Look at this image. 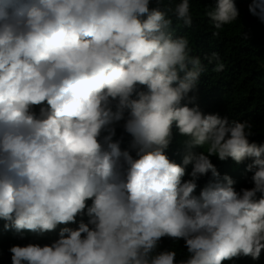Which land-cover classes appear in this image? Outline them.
I'll return each mask as SVG.
<instances>
[{
    "label": "clouds",
    "instance_id": "clouds-1",
    "mask_svg": "<svg viewBox=\"0 0 264 264\" xmlns=\"http://www.w3.org/2000/svg\"><path fill=\"white\" fill-rule=\"evenodd\" d=\"M240 5L264 48V0ZM204 15L218 37L240 13ZM174 22L190 0H0V220L37 242L11 264H264V143L199 106L225 65Z\"/></svg>",
    "mask_w": 264,
    "mask_h": 264
},
{
    "label": "trees",
    "instance_id": "trees-1",
    "mask_svg": "<svg viewBox=\"0 0 264 264\" xmlns=\"http://www.w3.org/2000/svg\"><path fill=\"white\" fill-rule=\"evenodd\" d=\"M214 2L215 0H190L193 13L192 28H184L182 23L176 22L173 25L176 34H187L193 55L203 57L205 54L218 52L225 65L222 72H214L212 69L215 65H208L201 77L197 102L205 112L249 121L253 124L252 130L256 134L250 139L264 143V48L259 42L258 32L253 29V20L240 5L241 0H236L240 13L238 20L226 25L220 36H213L214 29L204 12ZM122 135L124 139L121 147L127 148L131 138L117 127L115 138L119 139ZM175 145L173 143L171 148ZM252 186L253 184H250L247 188ZM3 224L4 221L0 220V264H11L9 247L35 242V233L25 230L18 234L14 230H4ZM21 235L23 239L20 238ZM160 247L175 250L177 259L186 253L183 240H163ZM236 259L238 258L223 261L222 264H236Z\"/></svg>",
    "mask_w": 264,
    "mask_h": 264
}]
</instances>
